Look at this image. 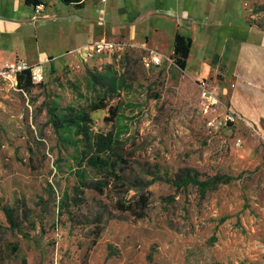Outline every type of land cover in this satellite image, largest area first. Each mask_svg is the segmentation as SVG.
Returning <instances> with one entry per match:
<instances>
[{
    "label": "rangeland",
    "instance_id": "obj_1",
    "mask_svg": "<svg viewBox=\"0 0 264 264\" xmlns=\"http://www.w3.org/2000/svg\"><path fill=\"white\" fill-rule=\"evenodd\" d=\"M46 3L70 15L36 29L33 48L55 56L45 81L21 91L0 76V236L7 242H0L6 249L0 264H264V133L208 126L200 88L166 86L155 78L157 67H146L149 83L112 82L107 70L116 66L124 73L127 47L96 54L89 44L97 38L121 39L112 33L86 38L89 28L93 34L98 26L115 25L130 28L138 41L151 35L154 21L170 24L148 9L211 3L86 0L81 10ZM245 5L249 24L264 29V0ZM43 9L31 19L43 18ZM62 51L72 63H64ZM143 52L137 48L131 57L140 55L134 77ZM145 78L140 74L138 81ZM216 78L231 87L223 91L206 81L231 105L234 81L221 73ZM105 95L117 108L114 117L108 107L91 108ZM47 104L55 109L56 126ZM107 133L113 155L126 161L112 158L120 180L95 162L96 136ZM238 136L243 142L236 146ZM242 145L252 152L240 155ZM192 175L206 184L193 183ZM142 195L144 207H119ZM2 206L14 209L19 230L9 228Z\"/></svg>",
    "mask_w": 264,
    "mask_h": 264
},
{
    "label": "crops",
    "instance_id": "obj_2",
    "mask_svg": "<svg viewBox=\"0 0 264 264\" xmlns=\"http://www.w3.org/2000/svg\"><path fill=\"white\" fill-rule=\"evenodd\" d=\"M23 1L0 0V67L15 58L33 63L43 62L45 67L48 63L53 64L55 59V56L49 52L33 48V39L34 37L36 39L38 34L36 29L40 25H44L45 20L63 19L62 17H68L70 13L68 12V15L58 14L55 10H50L51 4L45 3L42 12L43 18L34 21L31 19L35 15L34 7L26 5ZM208 1L211 3L210 7L197 4L183 8L179 6L165 9L162 6H154V8L148 9L149 14L168 19L170 24L166 26L165 22H162L163 19L158 22L154 21L151 26V35L147 34L145 39L137 41L130 28L120 27L121 29H118L115 25L111 27L98 26L93 34L90 33L89 28L86 38L102 37L111 33L118 35L121 39L120 47H127V51L124 50L122 54L127 57L124 62L128 66L122 74L116 66H112V69L107 70V72H111L106 75L107 78L113 76L112 82L114 83L139 84L143 82L146 84V81L150 82L152 73H149L143 65L140 66L139 76L134 77L137 62L131 57L136 53L137 48L144 49L148 46L169 56L173 51V41L177 32L191 36L192 45L186 68L180 69L174 62L163 60L159 65L152 66L160 69L156 73L157 81L163 80L166 86L175 85L194 89V87H200L198 81L205 79L211 80L212 84L221 87L224 91L231 87L230 84H227L226 80L225 83H219L216 77L219 73L224 79L230 75V83L232 80L235 83V86L230 88L231 105L245 118L259 124L264 131V123H260L264 120V29L249 24L246 0ZM85 5L86 0L84 6L78 9H85ZM97 10L99 11V9ZM74 18L76 17L73 16ZM71 31H73L72 27ZM62 53L63 51L59 55L65 57L64 63L66 65L72 63L69 61L71 59L67 58V53L61 55ZM140 74L149 76V78L138 81ZM241 147L240 155L252 152L250 148L246 150L243 145Z\"/></svg>",
    "mask_w": 264,
    "mask_h": 264
},
{
    "label": "built area",
    "instance_id": "obj_3",
    "mask_svg": "<svg viewBox=\"0 0 264 264\" xmlns=\"http://www.w3.org/2000/svg\"><path fill=\"white\" fill-rule=\"evenodd\" d=\"M106 2L107 0H101ZM43 9V4H39L34 7V19L38 17V14ZM119 44L113 40H107L105 38H97L89 44V48L92 52L101 54L103 52H112L117 50ZM145 52L141 54V60L145 67L151 68L154 65H159L163 60H169V56L164 55L163 52L149 48H144ZM43 62H29L25 59H13L7 61L3 66L0 67V76L13 88H18V77L25 72H28L32 84L37 85L45 81V69ZM200 88V110L203 115L207 117L206 124L211 127L221 125L241 126L246 131L261 134L264 131L260 128L259 124L252 122L251 120L244 117L242 113L237 111L232 105H228L224 101L218 91L212 88L205 79L198 81ZM219 122V123H217ZM243 142L242 136L235 138V145L239 146Z\"/></svg>",
    "mask_w": 264,
    "mask_h": 264
},
{
    "label": "trees",
    "instance_id": "obj_4",
    "mask_svg": "<svg viewBox=\"0 0 264 264\" xmlns=\"http://www.w3.org/2000/svg\"><path fill=\"white\" fill-rule=\"evenodd\" d=\"M46 0H24L23 2L26 5H31L33 7H36L39 4H43L45 5ZM59 2H62L64 4L67 5H72L75 8H80L82 6H84V2L85 0H58ZM191 45H192V37L191 36H187V35H183L180 32H177L175 37H174V41H173V51L172 53L169 54V59L174 62L178 67H180V69H185L186 65H187V58L188 55L190 54V49H191ZM136 62H138L140 60V55L138 56V58L135 59ZM18 88H20L21 91H28L30 90L31 87H34L35 85L32 84V81L30 79V76L28 75V72H25L24 74L20 75L18 77ZM107 91H110V89L108 88ZM108 107L110 113L112 114L111 117H114L117 115V108L113 107L112 105L108 104V99L105 96H101L99 97L98 101H95L91 104V108L92 109H104ZM47 108H48V112L50 113V121L54 124V126H56L58 123L57 121V114L55 112V109L47 104ZM105 118L107 120L112 119V118ZM81 119L84 121L85 120V115H83V117H81ZM68 121H73L72 118H69ZM87 131H84V134H86ZM112 142H113V138L111 136V133H107V134H98L96 136V156H95V162L97 164H105L108 165L110 168L109 169V173L116 179V180H120V174H116V168L117 164L115 161H113V157L119 159L118 161H123L126 162L125 160H123L120 156L114 154L113 155V147H112ZM105 155L106 159L103 160L101 159V157L99 155ZM189 179L191 181H193V183L198 184L200 186H203L204 184H206L203 181H199L196 179V177L194 175L189 176ZM92 185L99 191H101V189L99 188V184L98 183H92ZM147 200V197H145L144 195H142L140 197L139 200H137L136 202H131L129 201L128 203H119V207L120 208H126L127 211H132L134 208V205H139L140 207H144L145 206V202ZM2 209L4 211V216L6 219V222L8 223L9 228L12 229V231L15 230H19L20 228V224L17 221V219L15 218V211L12 207H8V206H2ZM0 242H2L3 244L5 243L7 245V242L3 240V238L0 236ZM0 243V253L4 251H6V249L4 247H2V245ZM17 247L16 245H12L10 247V251L11 253L15 254L17 252Z\"/></svg>",
    "mask_w": 264,
    "mask_h": 264
}]
</instances>
